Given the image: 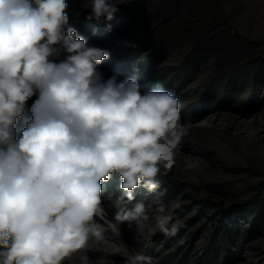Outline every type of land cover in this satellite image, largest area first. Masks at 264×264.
I'll list each match as a JSON object with an SVG mask.
<instances>
[{
	"label": "clouds",
	"instance_id": "obj_1",
	"mask_svg": "<svg viewBox=\"0 0 264 264\" xmlns=\"http://www.w3.org/2000/svg\"><path fill=\"white\" fill-rule=\"evenodd\" d=\"M67 8L66 0H0V264H62L91 237L103 239L94 221L103 211L101 182L118 175L128 201L140 186L160 189L158 176L176 164L190 127L174 93L135 75L105 79L100 66L110 52L88 45ZM118 10L92 0L86 18L110 22ZM198 167L195 159L186 163ZM163 194L153 197L161 213ZM114 219L138 228L149 217L137 201ZM158 227L166 235L177 230L167 217ZM81 264H89L87 255ZM125 264L154 258L137 252Z\"/></svg>",
	"mask_w": 264,
	"mask_h": 264
},
{
	"label": "rangeland",
	"instance_id": "obj_2",
	"mask_svg": "<svg viewBox=\"0 0 264 264\" xmlns=\"http://www.w3.org/2000/svg\"><path fill=\"white\" fill-rule=\"evenodd\" d=\"M66 2L70 26L89 46L110 52L100 66L104 78L135 75L149 87H155L152 75L161 79L190 127L176 164L158 176L160 189L140 186L128 201L118 175L101 182L103 211L94 221L103 239L91 237L62 264H81L84 255L89 264H125L137 252L154 264H206L214 233L219 264H264V0H109L119 10L99 24L86 18L92 0ZM184 63L192 65L188 72ZM192 159L199 167L186 169ZM161 191L163 213L153 202ZM137 201L144 202L147 221L138 228L115 221L118 208ZM232 216L237 223L225 256L222 233L234 225ZM161 217L169 229L176 226L174 235L159 230Z\"/></svg>",
	"mask_w": 264,
	"mask_h": 264
},
{
	"label": "trees",
	"instance_id": "obj_3",
	"mask_svg": "<svg viewBox=\"0 0 264 264\" xmlns=\"http://www.w3.org/2000/svg\"><path fill=\"white\" fill-rule=\"evenodd\" d=\"M183 67L188 72L189 68H191L192 65L189 63H184ZM151 78L153 80H155V87L163 88V89L168 90V91L175 94L173 88L171 86H169L168 84H166L165 82H163L161 79L156 80L155 76H153V75L151 76ZM230 220L232 223H234V225L231 227H229V224L226 225L224 227L223 233H222V244L225 248V251H224L225 256L230 255L231 245L233 243L232 231L236 227L235 222L237 223V219L235 216L230 217ZM218 237H219L218 233H214L212 236L211 242L209 243V245L206 248V264H219V254H218L219 251H218V245H217Z\"/></svg>",
	"mask_w": 264,
	"mask_h": 264
}]
</instances>
